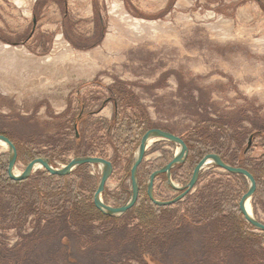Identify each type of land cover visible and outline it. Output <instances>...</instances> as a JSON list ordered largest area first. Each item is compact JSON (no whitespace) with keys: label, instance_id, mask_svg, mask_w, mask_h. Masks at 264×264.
<instances>
[{"label":"rangeland","instance_id":"1","mask_svg":"<svg viewBox=\"0 0 264 264\" xmlns=\"http://www.w3.org/2000/svg\"><path fill=\"white\" fill-rule=\"evenodd\" d=\"M110 97L120 99L118 112L110 101L86 114L76 132L81 105L97 110ZM154 126L190 144L187 163L172 169L178 185L190 180L195 156L217 145L229 164L253 169L259 187L250 203L264 222V0H0V134L17 147L15 171L40 156L54 167L79 154L104 157L114 170L102 198L119 206L131 194L141 138ZM178 149L162 139L147 147L139 167L142 204L149 175ZM8 154L0 143V264H264V232L239 212L247 178L203 168L184 199L157 208L151 227L180 237L152 254L144 245L140 261H126L122 250L138 244L129 231L139 223L135 213L115 231L113 222L98 220L93 229L65 212L64 228L53 208L58 199L93 202L98 164L61 177L40 167L5 186ZM153 190L160 200L179 193L166 174ZM34 201L37 214L9 222L23 202ZM238 226L246 239L223 245L217 236Z\"/></svg>","mask_w":264,"mask_h":264},{"label":"water","instance_id":"2","mask_svg":"<svg viewBox=\"0 0 264 264\" xmlns=\"http://www.w3.org/2000/svg\"><path fill=\"white\" fill-rule=\"evenodd\" d=\"M34 25H36V19H34ZM75 128H76V132H78L77 123H75ZM153 138L168 140L179 146V149L174 153L173 158L166 165L152 172L149 176L147 182V194L153 203H155L158 206H169L181 201L193 190L194 186L196 185L199 179L200 172L203 168L217 166L230 173L241 174L248 179V189L241 197V200L239 202V209L244 219L248 223H250L255 228V230L264 232V222L260 221L258 218L255 217L252 211V205H251V211H249L246 205L248 200L251 201L257 188L256 179L248 169L243 167H237L227 163L219 154L208 153L197 163L190 180L186 184L178 185L173 181L172 169L176 165H181L186 161L189 155V148L182 137L170 131H165L160 128H151L144 133L141 142L139 144L135 159L130 169V177H131L130 197L124 204L119 206L108 204L102 198V194L105 189L107 180L109 179V177L111 176L114 170L111 160L99 156L85 155V156L74 157L68 163L64 164L61 167H54L50 163V159L48 157H38L30 161L22 172L15 173V165L18 158L17 147L13 143V141L4 134H0V143L4 142L5 144H7L9 151L8 174L11 179L17 181H21L29 178L32 172L39 167L45 168L51 175H68L76 167L80 165L98 164L101 167V177L99 179L97 190L94 195V204L98 210H100L106 215L120 216L126 213L131 208H133L137 203L140 193L138 169L140 164L144 160L147 147L149 146V141ZM252 143H253V135H251L249 138L247 149H249L252 146ZM161 174H166L168 185L174 190L179 191L180 193H178V195L168 200H160L155 197L153 190L154 181L156 177H158Z\"/></svg>","mask_w":264,"mask_h":264},{"label":"trees","instance_id":"3","mask_svg":"<svg viewBox=\"0 0 264 264\" xmlns=\"http://www.w3.org/2000/svg\"><path fill=\"white\" fill-rule=\"evenodd\" d=\"M113 99L118 103L117 106H118V109H119V100L120 99L118 100L117 98H114V97H113ZM84 106L85 105H83V104L81 105V107H83V108H84ZM77 116L78 117L75 118V122H74V124L77 123V125H79V123L84 119V117H87V116H83L82 118H79V115L78 114H77ZM74 129L76 130L75 126H74ZM251 135H253V138H254L255 134L252 133ZM186 144L188 145L189 152H190V150H192V149L189 146L190 145L189 142H186ZM249 149L246 148L245 149V152L249 151ZM222 150H223V146H221V145H217L216 147L209 148V151H206V152L200 154V156H195V157H197V160L194 162L195 163L194 165L196 166V164L198 163V161L202 157H204L206 154H208V153H216V154H219L225 160V158L221 155L222 153L219 152V151H222ZM199 151H200L199 146H196L195 145L194 146V152H197V154H198ZM85 155H90V154H83V155L79 154V156H85ZM90 156H93V155H90ZM40 157H42V156H40ZM76 157H78V156H76ZM99 157H101V156H99ZM35 158H37V157H35ZM188 160H189V157H187L186 161L183 164L176 165V166L184 167V165L187 163ZM226 162L229 163L228 161H226ZM83 165H85V164H83ZM83 165H80L79 167H81ZM79 167H77V168H79ZM211 167L214 168V167H217V166H211ZM237 167H241V166H237ZM243 168H245V167H243ZM246 169H248L254 175V177H255V179L257 181V188H256V191H255V194H256L257 191H258V187H259V183H258V179H257V176H256V172L253 169L249 168V167H246ZM192 173H193V171H192ZM228 173H230V172H228ZM70 174H68V175H70ZM230 174H232L234 176H241L240 178H242V179H245L246 178L245 176H243L241 174H233V173H230ZM53 176L61 177V176H67V175H53ZM191 176H192V174H191ZM2 180H3V183L2 184H5V186L6 185H9L10 184L9 183L10 181H12V182H19L17 180H13V179L10 178V176L8 174V166H7V170H6V180L5 179H2ZM21 181H23V180H21ZM245 189L246 188H244V190ZM247 189H246V191H247ZM244 190H243V192H244ZM94 195H95V193H94ZM140 195H141V187H140L139 198H138L137 203L135 204V206L133 208H131L130 210H128L123 215H121L120 217L106 215L103 212H101L100 210H98L96 208L95 204H94V197H93V202L88 203V204L87 203H83V204L81 203V204H79L80 203L79 202L78 204H76V203L75 204L70 203L69 205H67L66 204L67 201L64 200V201L61 202V200L58 199L54 203L53 208L54 207H57V209L60 210V211H58L59 214H57L56 218L60 217V220H62V224H63L64 228H67V226L64 225V224H66V221H65L66 220V217H69V219H73V218L76 219L77 222H78V220H80L83 223H87V225L90 226L93 229H97V226H95L94 222H96L98 220L110 221V222H113L112 223L113 225L117 226V228H115V231H116V230H118V225L119 224L120 225H123L124 224L123 223L124 222L123 218H124V216L126 214L135 213V216L138 218L139 223L136 225L135 229L133 228V229H130L129 231H131L130 232L131 233L130 234V237L132 239L131 241L132 242H137L138 244H135L131 248H126V249L122 250L123 253L121 255L123 257H126V261L139 260V259H141V257L139 255L142 253V251L143 252H144V250L146 251V248H144V245H147L148 253L152 254L151 253L152 251H156L158 249L157 245L165 244V243H167V241H170V240H177L178 237H180L179 236V231H177V230H171L169 232L165 231L163 233V232H160L159 230H155V229H153L151 227L152 226V223L157 221L155 219V217H157L155 215H158L159 214V213L157 214V212H158L157 210L158 209H161L162 210V208H167L168 206H158V205H156L155 203H153L150 200L149 196L147 198L148 200H147L146 205H145V201L144 200H143V204H142L140 202ZM240 195H239V197H240V200H241V197L242 196H240ZM238 200H239V198H238ZM26 203L23 202V205L17 209V212H14L13 211L14 210V207L12 205L10 206L8 204L7 210H9L10 214H11V212H14L15 213V215L11 218V221H9V222H12L13 218H19V219H21V222H23V221L25 222L27 220V218L30 217V215L37 214V213H35V209H38V206H39V204L37 203V201L36 202L35 201L34 202H31L30 204L29 203L26 204ZM23 206H24V209H22ZM169 206H171V205H169ZM65 212L68 213V215L66 217L64 216ZM239 212H240V209H239ZM240 214H241V212H240ZM211 216H212V219L211 220H216V219L218 220L219 219L218 216H217L218 218L216 217L214 219H213V215H211ZM162 219H163V217H162ZM16 225H18V224H16ZM249 225H250V227L252 229L255 230V228L250 223H249ZM212 227H214V231L213 232H215L217 226L214 225V224H212ZM239 230H240V227L238 226L235 229H233L230 234L229 233L228 234L227 233H223L222 235H218L217 237H218V239L221 238L220 240H221V242H223V245L224 244H231V245H233V244H235L234 241H241V239H246L245 238L246 236L243 235L242 231L239 232ZM125 237L123 236L122 238H120V240L124 239ZM212 239H213V237H211L209 240H212ZM247 240L250 242L251 239L250 238H247ZM213 250H214V248L212 250H207V251H210L211 252ZM120 264H122V263H120Z\"/></svg>","mask_w":264,"mask_h":264},{"label":"flooded vegetation","instance_id":"4","mask_svg":"<svg viewBox=\"0 0 264 264\" xmlns=\"http://www.w3.org/2000/svg\"><path fill=\"white\" fill-rule=\"evenodd\" d=\"M109 100L106 102V101H104L102 104H101V106H100V108L99 109H97V110H89V111H86L85 112V106H84V108L83 107H80V110H79V112H78V115H79V118H82L83 116H86V114H88V115H95V113H100V112H102L105 108H106V106L108 105V103L110 102V101H113V103H114V111L117 113V111H118V103L113 99V97H110V98H108ZM107 103V104H106ZM84 105V104H83ZM152 128H160V129H163V130H165V131H168L167 130V128H163V127H160V126H154V127H152ZM151 129V128H150ZM149 130V129H148ZM142 164V163H141ZM140 164V165H141ZM197 165V164H196ZM140 167V166H139ZM160 169V168H159ZM156 170H158V169H156ZM156 170H154V171H156ZM153 171V172H154ZM194 171V170H193ZM150 176V175H149ZM138 179H139V169H138ZM179 192V191H178ZM180 193V192H179Z\"/></svg>","mask_w":264,"mask_h":264},{"label":"bare ground","instance_id":"5","mask_svg":"<svg viewBox=\"0 0 264 264\" xmlns=\"http://www.w3.org/2000/svg\"><path fill=\"white\" fill-rule=\"evenodd\" d=\"M156 140H159V138H153L149 141V144L153 143L154 141ZM2 145H4L5 143L4 142H1ZM178 151V150H177ZM40 168V167H39ZM15 173H19L18 171H15ZM247 205V208L249 209V211H251V203H250V200L247 201L246 203Z\"/></svg>","mask_w":264,"mask_h":264}]
</instances>
